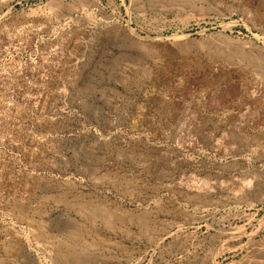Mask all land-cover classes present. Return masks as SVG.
I'll return each mask as SVG.
<instances>
[{"label":"rangeland","instance_id":"obj_1","mask_svg":"<svg viewBox=\"0 0 264 264\" xmlns=\"http://www.w3.org/2000/svg\"><path fill=\"white\" fill-rule=\"evenodd\" d=\"M0 264H264V0H0Z\"/></svg>","mask_w":264,"mask_h":264}]
</instances>
